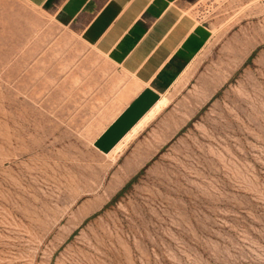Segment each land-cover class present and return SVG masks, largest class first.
Wrapping results in <instances>:
<instances>
[{"label":"rangeland","instance_id":"rangeland-1","mask_svg":"<svg viewBox=\"0 0 264 264\" xmlns=\"http://www.w3.org/2000/svg\"><path fill=\"white\" fill-rule=\"evenodd\" d=\"M191 8L209 42L112 155L94 141L136 80L0 0V264H264V0Z\"/></svg>","mask_w":264,"mask_h":264},{"label":"crops","instance_id":"crops-1","mask_svg":"<svg viewBox=\"0 0 264 264\" xmlns=\"http://www.w3.org/2000/svg\"><path fill=\"white\" fill-rule=\"evenodd\" d=\"M27 1L75 26L84 43L140 85L110 124L144 88L160 95L176 85L211 37L192 12V0Z\"/></svg>","mask_w":264,"mask_h":264},{"label":"water","instance_id":"water-1","mask_svg":"<svg viewBox=\"0 0 264 264\" xmlns=\"http://www.w3.org/2000/svg\"><path fill=\"white\" fill-rule=\"evenodd\" d=\"M159 94L144 88L119 116L97 137L94 146L107 153L155 104Z\"/></svg>","mask_w":264,"mask_h":264},{"label":"bare ground","instance_id":"bare-ground-1","mask_svg":"<svg viewBox=\"0 0 264 264\" xmlns=\"http://www.w3.org/2000/svg\"><path fill=\"white\" fill-rule=\"evenodd\" d=\"M139 86L140 85L137 83V86L133 91L135 90L137 91L139 89ZM168 101L169 99L166 96V92L161 93L155 104L134 124V126L106 154L121 155L124 152V150L128 147L130 142L133 139H135L142 130H144L148 122L152 120L164 107L167 106Z\"/></svg>","mask_w":264,"mask_h":264},{"label":"trees","instance_id":"trees-1","mask_svg":"<svg viewBox=\"0 0 264 264\" xmlns=\"http://www.w3.org/2000/svg\"><path fill=\"white\" fill-rule=\"evenodd\" d=\"M130 181H131V180H130ZM130 181H129L128 183H130ZM128 183H127V184H128Z\"/></svg>","mask_w":264,"mask_h":264}]
</instances>
